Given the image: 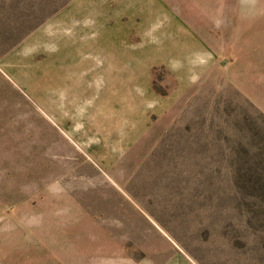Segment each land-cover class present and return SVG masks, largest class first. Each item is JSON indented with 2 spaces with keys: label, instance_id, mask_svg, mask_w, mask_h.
<instances>
[{
  "label": "rangeland",
  "instance_id": "374dc122",
  "mask_svg": "<svg viewBox=\"0 0 264 264\" xmlns=\"http://www.w3.org/2000/svg\"><path fill=\"white\" fill-rule=\"evenodd\" d=\"M133 1L0 0V264H264V0H167L131 72L69 56L73 9Z\"/></svg>",
  "mask_w": 264,
  "mask_h": 264
},
{
  "label": "crops",
  "instance_id": "0c3cea01",
  "mask_svg": "<svg viewBox=\"0 0 264 264\" xmlns=\"http://www.w3.org/2000/svg\"><path fill=\"white\" fill-rule=\"evenodd\" d=\"M80 4L72 10L74 17L78 15L79 24L77 28L71 24L74 40L69 56L85 58L89 70L101 66L109 72H120L116 68L131 72L139 65L137 59L170 54L169 46L173 45L169 42L174 43L175 38L168 28L167 0H135L123 6L112 3L114 7ZM98 16L104 20L98 21ZM122 16L127 19L122 20Z\"/></svg>",
  "mask_w": 264,
  "mask_h": 264
}]
</instances>
